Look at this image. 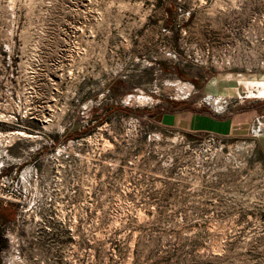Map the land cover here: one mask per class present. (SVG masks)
Returning a JSON list of instances; mask_svg holds the SVG:
<instances>
[{"label":"rangeland","instance_id":"obj_1","mask_svg":"<svg viewBox=\"0 0 264 264\" xmlns=\"http://www.w3.org/2000/svg\"><path fill=\"white\" fill-rule=\"evenodd\" d=\"M262 103L264 0H0V264H264L256 133L153 117Z\"/></svg>","mask_w":264,"mask_h":264},{"label":"crops","instance_id":"obj_2","mask_svg":"<svg viewBox=\"0 0 264 264\" xmlns=\"http://www.w3.org/2000/svg\"><path fill=\"white\" fill-rule=\"evenodd\" d=\"M252 111L257 114L253 115ZM264 114V103L259 108L238 110L216 116L206 110L175 109L165 112L158 122L164 128L182 130L194 134H210L218 137L246 136L253 131L255 118ZM264 156V131L253 135Z\"/></svg>","mask_w":264,"mask_h":264},{"label":"trees","instance_id":"obj_3","mask_svg":"<svg viewBox=\"0 0 264 264\" xmlns=\"http://www.w3.org/2000/svg\"><path fill=\"white\" fill-rule=\"evenodd\" d=\"M121 112L122 114H125L127 116H135V117H142V114L140 112H137L135 110H132L131 108L128 107H121V106H114L111 107L110 109H107L105 111V117L106 119H109L111 116H114L115 114ZM163 114H155L153 117L156 120V123H158L161 119V116ZM69 137V135H68ZM8 210L3 208L2 203L0 202V224L4 223L5 221L12 220L14 217L13 212H7Z\"/></svg>","mask_w":264,"mask_h":264},{"label":"built area","instance_id":"obj_4","mask_svg":"<svg viewBox=\"0 0 264 264\" xmlns=\"http://www.w3.org/2000/svg\"><path fill=\"white\" fill-rule=\"evenodd\" d=\"M257 120L258 124L257 127L253 128L252 133L253 134H258L261 133L262 131H264V124L261 126L260 120L264 121V114L259 115L258 117H256L255 121Z\"/></svg>","mask_w":264,"mask_h":264}]
</instances>
